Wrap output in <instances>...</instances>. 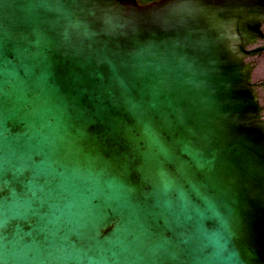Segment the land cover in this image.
Segmentation results:
<instances>
[{
    "label": "water",
    "instance_id": "water-1",
    "mask_svg": "<svg viewBox=\"0 0 264 264\" xmlns=\"http://www.w3.org/2000/svg\"><path fill=\"white\" fill-rule=\"evenodd\" d=\"M264 0H0V264H264Z\"/></svg>",
    "mask_w": 264,
    "mask_h": 264
},
{
    "label": "flooded vegetation",
    "instance_id": "flooded-vegetation-1",
    "mask_svg": "<svg viewBox=\"0 0 264 264\" xmlns=\"http://www.w3.org/2000/svg\"><path fill=\"white\" fill-rule=\"evenodd\" d=\"M149 1L151 0H136L139 4ZM246 49L252 52L246 57L245 62L251 66V88L255 93L264 118V20L260 22L256 40Z\"/></svg>",
    "mask_w": 264,
    "mask_h": 264
}]
</instances>
